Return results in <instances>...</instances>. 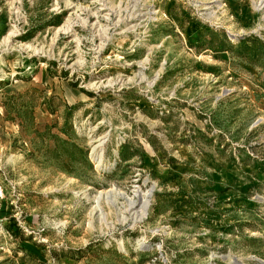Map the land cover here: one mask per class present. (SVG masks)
Wrapping results in <instances>:
<instances>
[{
	"label": "rangeland",
	"instance_id": "rangeland-1",
	"mask_svg": "<svg viewBox=\"0 0 264 264\" xmlns=\"http://www.w3.org/2000/svg\"><path fill=\"white\" fill-rule=\"evenodd\" d=\"M0 183V264H264V0H0Z\"/></svg>",
	"mask_w": 264,
	"mask_h": 264
},
{
	"label": "built area",
	"instance_id": "built-area-1",
	"mask_svg": "<svg viewBox=\"0 0 264 264\" xmlns=\"http://www.w3.org/2000/svg\"><path fill=\"white\" fill-rule=\"evenodd\" d=\"M4 196H5V189L2 183H0V210L2 207V201H3Z\"/></svg>",
	"mask_w": 264,
	"mask_h": 264
},
{
	"label": "bare ground",
	"instance_id": "bare-ground-1",
	"mask_svg": "<svg viewBox=\"0 0 264 264\" xmlns=\"http://www.w3.org/2000/svg\"><path fill=\"white\" fill-rule=\"evenodd\" d=\"M100 159V158H99Z\"/></svg>",
	"mask_w": 264,
	"mask_h": 264
}]
</instances>
